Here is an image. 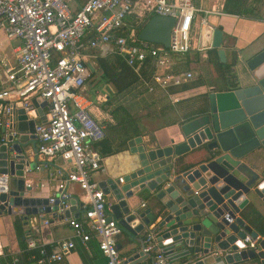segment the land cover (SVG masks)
I'll list each match as a JSON object with an SVG mask.
<instances>
[{
  "label": "water",
  "instance_id": "1",
  "mask_svg": "<svg viewBox=\"0 0 264 264\" xmlns=\"http://www.w3.org/2000/svg\"><path fill=\"white\" fill-rule=\"evenodd\" d=\"M174 23L172 17L153 16L137 39L169 48ZM209 34L211 48L217 49L220 61L225 62L221 30L214 28ZM242 63V83L228 91L209 92L199 114L180 125V143L171 140L170 146L156 148L140 137L133 138L127 147L136 155L137 167L125 174L122 182L112 178L99 182L103 194L111 199L110 219L122 233L136 238L154 224L159 230L158 247H174L183 256L182 264L251 260L264 264V235L258 236L242 217L251 197L264 204V52ZM87 66L92 73V66ZM32 103L38 118L29 119L17 104V136L8 137L6 144L0 142V216L15 215L24 221L51 209L49 198L32 197L31 187L25 184L26 175L36 168L35 163L26 161L24 148L35 144V125L49 119L44 116V101L36 98ZM182 159L189 160L179 172ZM134 196L153 204L142 210L128 202ZM70 205L65 217L76 212L74 198ZM245 234L258 238L256 250L244 249ZM142 248L143 243L126 261L153 264ZM216 249L225 255L210 257V251Z\"/></svg>",
  "mask_w": 264,
  "mask_h": 264
},
{
  "label": "built area",
  "instance_id": "2",
  "mask_svg": "<svg viewBox=\"0 0 264 264\" xmlns=\"http://www.w3.org/2000/svg\"><path fill=\"white\" fill-rule=\"evenodd\" d=\"M201 12L212 13L195 7L192 0H85L81 4L77 0H0V32L9 40L19 41L15 64L4 71L7 86L0 85V142L6 144L8 137L17 136V104H21L29 119H35L37 108L32 100L40 98L46 103L43 112L49 119L35 125L36 154L60 156L72 164L69 171L58 172V196L49 198V218L65 222L83 244L96 239L107 264L129 263L120 257L116 246L121 228L110 219L111 203L92 178L100 169L101 157L91 145L105 138L106 126L90 114V102L83 94L92 74L87 66L88 56H118L131 68L152 60L156 69L151 78L153 84L161 88L180 86L192 74H173L172 58L193 49L192 21ZM149 15L175 19L169 48L137 39L136 28ZM201 24L205 21L201 20ZM147 86L152 91L153 87ZM71 183L86 197L84 205L76 202L82 208L84 221L65 217L73 199L66 192ZM145 206L140 203L141 208ZM48 221L44 223L49 224ZM157 235L158 229L149 226L142 240V252L152 257L153 264L182 261L183 256L174 247L157 246ZM25 237L26 247L38 251V257H32L38 264L60 262L75 248L73 241L62 240L46 251L29 232ZM242 243L244 249L256 250L258 238L245 234ZM223 255L217 249L209 253L212 258Z\"/></svg>",
  "mask_w": 264,
  "mask_h": 264
},
{
  "label": "crops",
  "instance_id": "3",
  "mask_svg": "<svg viewBox=\"0 0 264 264\" xmlns=\"http://www.w3.org/2000/svg\"><path fill=\"white\" fill-rule=\"evenodd\" d=\"M192 1L195 7L212 13L207 15L201 12L193 19L190 32V44L193 49L186 54L175 55L172 58L171 72L173 74L190 72L189 69L201 66L200 74L197 73L194 79L191 77L186 81H197L194 87L171 92L169 88L178 86L167 88L156 86L151 81L156 71L152 60H148L139 68L122 65L123 70L121 64H117L113 56L107 57L102 66L95 53L89 54L87 61L92 66L93 72L84 86L83 94L90 102V114L106 126L105 138L91 145V149L101 157L100 169L92 177L95 182L99 183L108 178H122L137 167L136 155L131 154L127 147V142L133 138L140 137L143 143L156 148L170 146L171 140L175 144L180 143L183 139L180 125L199 114L207 102L208 93L228 91L242 83L240 81L245 74L243 59L247 60L264 52V0H246L245 7L240 8V12L242 10L244 13L240 15L225 11L226 0ZM201 20H204L205 24H201ZM214 28L222 32L221 48L225 52V62L220 61L217 49L211 52L213 48L210 46L209 32ZM18 45V40H9L0 32V85L2 87L7 86L4 71L15 64L17 54L15 48ZM197 47H202V50L198 51ZM210 52L211 57L208 54ZM209 58L212 61H209ZM215 58L218 59V63H214ZM122 61L124 62L123 59ZM182 64L188 69H182ZM220 64L231 67L230 73L224 74V68ZM147 84L153 87L152 91L148 90ZM17 109L16 107V116ZM24 151L26 161L30 164L35 163L36 168L34 172L25 177V184L31 187V196L51 198L55 195L57 197L55 186L59 178L58 172L69 171L72 168L71 162L63 160L60 156L38 155L35 151V144L34 146L29 144ZM187 160L179 161L177 168L179 172L185 169ZM66 192L78 204L84 205L86 197L76 184H69ZM106 200L111 201L109 197H106ZM128 202L139 207L140 203L144 202L146 206L141 208L142 210L150 208L153 204L145 197L137 198L136 196ZM77 203L76 212L71 216L84 221L82 208ZM242 214L245 224L262 237L259 229H264V224H259V226L256 224L259 227L256 229L252 223L256 218L264 219V204L259 199L251 197ZM49 217L45 214L29 217L24 221L15 215H1L0 264H13L15 260V264H38L32 258L33 255L38 257V251L26 247L25 234L27 232L46 251H51L58 241L71 240L74 242L75 248L69 255L60 262L50 264H107V259L98 249L96 239L83 244L65 222L51 221ZM44 220H49V224H45ZM149 226H154V224ZM148 227L136 238L122 232L117 236L116 246L121 258L128 259L134 250H140ZM180 263L181 260H178L175 264ZM242 264H259V262L251 260Z\"/></svg>",
  "mask_w": 264,
  "mask_h": 264
},
{
  "label": "trees",
  "instance_id": "4",
  "mask_svg": "<svg viewBox=\"0 0 264 264\" xmlns=\"http://www.w3.org/2000/svg\"><path fill=\"white\" fill-rule=\"evenodd\" d=\"M78 1V3L79 4H81V3H83L85 0H77ZM246 2V0H226V2H225V7H224V9H225V11L227 12V13H232V14H237V15H240V14H242V13H244V11H242L241 10V12H240V8H242V7H245L244 6V3ZM153 17V15H149V16H146L143 20H142V22L139 24V26L136 28L137 29V32H139L142 28H143V26L148 22V20L150 19V18H152ZM128 20V23L129 24H134V22L132 21V19H130V18H128L127 19ZM215 50L214 49H212V51L211 52H214ZM211 52L210 53H208V54H210V57H211ZM113 57H115L116 58V63L117 64H121V69H123L124 70V68H123V66L122 65H125V63L122 61V58H120V57H118V56H113ZM98 59H99V62L102 64V66H103V61H105V59H107V58H100V57H98ZM209 61H212L211 60V58H209ZM214 63H218V59L217 58H215V62ZM221 66H222V68H224L223 70H224V74L225 73H230V68L231 67H229V66H226V64H220ZM183 68H185V70H186V65L183 67ZM197 82V81H196ZM196 82H186V83H184V84H182V85H180V86H178V87H171V88H169L170 90H171V92H174V91H178V90H187V89H190L191 87H194L195 85H197L196 84ZM254 224V227H256V229H258L259 227V224H264V219L263 218H256V220H255V222H253L252 223V225ZM256 224L258 225V226H256ZM259 232H260V235L261 236H263L264 235V229H262V230H260L259 229Z\"/></svg>",
  "mask_w": 264,
  "mask_h": 264
},
{
  "label": "rangeland",
  "instance_id": "5",
  "mask_svg": "<svg viewBox=\"0 0 264 264\" xmlns=\"http://www.w3.org/2000/svg\"><path fill=\"white\" fill-rule=\"evenodd\" d=\"M183 66H184V64L181 65V68H182V69H185V68H183ZM186 69H188V68H186ZM189 71L192 73V78L194 79V78L196 77L197 73L200 74V72L202 71V69H201V66H200L199 68H194V67H193V68L189 69ZM133 94L135 95V93H132V95H133ZM146 97H147V96H146ZM130 99H131V98H129L128 100L130 101ZM130 102H131V101H130ZM130 102H129V103H130Z\"/></svg>",
  "mask_w": 264,
  "mask_h": 264
},
{
  "label": "bare ground",
  "instance_id": "6",
  "mask_svg": "<svg viewBox=\"0 0 264 264\" xmlns=\"http://www.w3.org/2000/svg\"><path fill=\"white\" fill-rule=\"evenodd\" d=\"M28 148V147H27Z\"/></svg>",
  "mask_w": 264,
  "mask_h": 264
}]
</instances>
